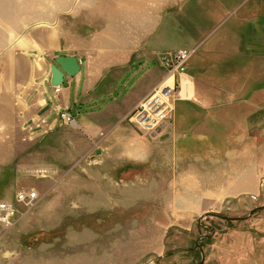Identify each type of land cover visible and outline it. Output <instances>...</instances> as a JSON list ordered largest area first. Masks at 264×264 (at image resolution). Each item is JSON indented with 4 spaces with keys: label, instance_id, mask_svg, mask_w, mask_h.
Wrapping results in <instances>:
<instances>
[{
    "label": "rangeland",
    "instance_id": "rangeland-1",
    "mask_svg": "<svg viewBox=\"0 0 264 264\" xmlns=\"http://www.w3.org/2000/svg\"><path fill=\"white\" fill-rule=\"evenodd\" d=\"M178 1L179 8H168L163 16L168 0H0V99L14 102L8 100L12 92L5 78L16 72L24 80L20 98L28 106V112L0 107L8 124L7 140L0 142V204L13 202L23 190L36 189L40 196L33 207H18L11 226L0 224V264H201L202 252L195 249L199 239L203 264H264V82L258 92L262 98L249 108L247 147L241 148L247 153L242 173L252 178L250 185L254 173L259 176V190L247 195L237 189L241 180L233 174L231 185L219 188L226 189L223 198L198 196V182L214 185L219 180L194 178L198 163L192 156L199 154L207 163L214 149L194 147L190 156L176 158L170 147L173 133L141 131L129 114L125 124L134 137L110 134L105 147L79 122L75 127L63 124L58 112L40 120L43 127L30 117L32 98L45 95L37 88L51 85V65L61 53L81 54L96 71L112 52L118 53L111 54L113 63L131 52L130 68L143 60L142 49H151L160 63L163 56L188 50L193 52L188 71L196 53L191 40L212 32L207 43L214 50L244 56L237 43L245 24L230 12L245 0H219L227 13L217 26L209 20L214 0ZM145 4L146 11L140 7ZM161 18L168 23L163 30ZM143 25L148 33H137ZM127 43L128 51L117 50ZM116 75L120 73L112 68L103 81L112 83ZM227 75L214 77L216 85L228 81L229 90L238 89V71ZM51 87L54 98L59 93ZM224 102L214 99L210 104ZM44 105L57 110L48 101ZM174 120L175 111L169 123ZM144 143L152 144L150 152L145 153ZM215 151L221 160L225 148ZM257 155L259 162L252 163ZM41 171L48 177L39 178Z\"/></svg>",
    "mask_w": 264,
    "mask_h": 264
},
{
    "label": "crops",
    "instance_id": "crops-1",
    "mask_svg": "<svg viewBox=\"0 0 264 264\" xmlns=\"http://www.w3.org/2000/svg\"><path fill=\"white\" fill-rule=\"evenodd\" d=\"M216 1L218 2V7L220 6L219 9L215 6ZM178 2V0L175 4L169 0L165 2L163 16L164 14L167 16L166 9L179 8ZM208 6L212 7L210 3ZM140 7L144 11L148 10L146 4L144 7ZM225 13L227 11L223 8L222 2L220 1L219 3V0H214V6L209 13L210 22H215L216 26L219 25L226 16ZM144 14L143 20H145V15L150 16V14ZM230 14L235 19L238 18L240 20L241 26H243V23L245 24V27L241 29L240 40L237 43L241 45V49L245 53L244 56H236L222 50H214L213 44L207 43L208 39L214 36L210 37L212 32L209 31L215 25L208 29L207 38L191 40L196 53L190 62L189 70L180 81L181 92L180 98L176 103L175 120L172 123H167L158 131L161 133L160 135L166 136L171 133L175 135L173 141H170V143L173 142L170 147L174 146L176 158L190 156L189 153L192 152L194 147L214 149L208 154L211 158L208 159L207 163H205L204 158L202 159L199 154V157L191 155L196 159L193 163H198L196 167L197 172H194V178L198 180L210 178L219 180L214 185H207L202 182H198L196 185L198 196L207 195L206 197L211 198H214L212 196L223 198V195L227 193L226 189L223 192L219 188H224L226 183L228 186L229 184L231 185L230 179L233 174L237 175L236 177H239V180H241L237 188L241 194L247 195L259 190L258 173L255 172L253 175L254 186L250 185L252 178L248 177L245 172L242 173V162L247 158V153L241 148L247 147L246 141L248 140L250 131L249 108L253 105L252 101L254 99H261L263 95V93L259 94L258 92L263 90L261 85L264 82V59H262L264 56V0H245L235 7ZM162 22L163 19L161 18L159 27L163 30L164 26L168 23L163 22L162 24ZM178 25L181 26L179 23ZM179 26L178 29L180 28ZM144 28V25L142 28H138L137 33H141L142 30H144V33H148ZM183 29L184 36H189L190 34L185 30L186 28ZM132 30V34H134L136 30ZM207 44L209 45L206 47ZM129 46H131L130 43L121 44L117 46V50L123 52L127 49L128 51L130 49ZM142 52L143 60L137 61L138 64L136 63L133 67L130 66V68H128V64L132 59L131 52H128L129 55L127 58L125 57L126 59L122 61L118 60L119 62L116 63L110 61V56L111 54L118 53L112 52L106 56V62L108 63L100 64L99 68H96V71L94 70L95 72L91 63L81 54H59L58 56L77 57L82 69L73 78L65 77L61 92L54 96V98H50L53 94V88L50 83L47 86L38 87L37 90H44L45 95L38 93L37 97L34 96L32 98L30 117L33 118L32 120H37L38 127H43L42 124L39 126L40 120L43 118L52 119L54 111L55 113L58 112L56 115L61 111H70L76 117L81 128L86 132L92 133L93 136H99V140L102 139L100 144L103 147H105V141L110 134L128 133L130 135L128 138L131 139L134 135L132 136L131 130L125 124L126 116L155 86L162 83L166 76V72L158 57H152V50L145 49L144 51L142 49ZM104 56L101 58L105 59ZM240 58H244V60ZM248 58L250 60H245ZM241 61L245 63V66H242ZM112 68L119 72L120 76H114L113 80L115 79V81L112 83H105L103 79H106L111 74ZM125 69L128 70L125 71ZM231 69H233V72L238 71L239 77L242 80L239 88L229 90L227 84L230 82L224 80L222 87L217 86L216 84L218 83H216L214 77H226L228 76L227 72L231 71ZM221 73L222 75L217 76V74ZM12 74L16 75L7 76L5 79H10V81H7L9 83L6 84L10 85L12 92L8 100L14 99V102L8 104V102L0 99V107L2 106L6 109L9 105L17 106L20 110L28 112L25 99L22 101L20 98V92L24 90V80L20 78L18 73L14 72ZM66 82L68 85L65 86ZM220 85L222 84L220 83ZM214 99H224L225 102L222 104L214 103L216 105L210 104ZM51 100L52 102H50ZM47 101L51 108L54 106L57 110H47V106L45 107L44 105ZM254 106L255 108L257 107V105ZM78 109L85 111L78 114L75 111H78ZM93 109L94 112H90ZM0 132L4 133L3 139H0V142L2 140L5 142L7 140L8 124L2 115H0ZM188 137L191 139L185 140ZM179 138L184 139L180 141ZM166 143L169 144L168 142ZM231 145L233 146L231 147ZM219 146L224 147L225 151L223 158L217 161L216 159L219 155L216 154L215 148ZM235 146L238 148L236 151H233ZM142 148L145 149V153L146 149L150 152L152 144L148 143L147 145L144 143ZM259 159L260 156L258 155L251 157L252 163L256 164L259 162ZM209 163H212L211 166L208 165Z\"/></svg>",
    "mask_w": 264,
    "mask_h": 264
},
{
    "label": "built area",
    "instance_id": "built-area-1",
    "mask_svg": "<svg viewBox=\"0 0 264 264\" xmlns=\"http://www.w3.org/2000/svg\"><path fill=\"white\" fill-rule=\"evenodd\" d=\"M193 54L192 51L181 50L169 56L160 58L162 66L166 70L165 80L157 85L149 95L144 97L129 113L130 119L136 127L144 132H158L172 120L176 100L180 95V81L187 71V65ZM172 79V83H169ZM55 92L60 93L61 88L55 87ZM59 119L63 124L75 126L76 119L70 111L59 113ZM44 172V171H43ZM39 178H47V173L38 172ZM40 196L36 189H28L18 192L13 202L5 201L0 204V224L11 226L19 206L33 207Z\"/></svg>",
    "mask_w": 264,
    "mask_h": 264
},
{
    "label": "water",
    "instance_id": "water-1",
    "mask_svg": "<svg viewBox=\"0 0 264 264\" xmlns=\"http://www.w3.org/2000/svg\"><path fill=\"white\" fill-rule=\"evenodd\" d=\"M81 69V63L79 62L77 57L64 55L58 56L55 59V64L51 65V85L53 87H61L65 82V77L73 78L80 73ZM206 237L211 238L212 236L210 235ZM200 240L201 239H199L196 243V249L198 248L202 252L201 264H203L205 261V257L203 254V249H201L199 245Z\"/></svg>",
    "mask_w": 264,
    "mask_h": 264
},
{
    "label": "flooded vegetation",
    "instance_id": "flooded-vegetation-1",
    "mask_svg": "<svg viewBox=\"0 0 264 264\" xmlns=\"http://www.w3.org/2000/svg\"><path fill=\"white\" fill-rule=\"evenodd\" d=\"M254 212H255V211H252V212H251V216L254 214ZM211 236L213 237V235H211ZM205 238H206V239H210V238H207V237H205ZM195 249H196V248H195ZM197 249H198V248H197ZM199 250H200V249H199Z\"/></svg>",
    "mask_w": 264,
    "mask_h": 264
},
{
    "label": "bare ground",
    "instance_id": "bare-ground-1",
    "mask_svg": "<svg viewBox=\"0 0 264 264\" xmlns=\"http://www.w3.org/2000/svg\"><path fill=\"white\" fill-rule=\"evenodd\" d=\"M172 82H173V81H172V79H171L169 83H172ZM76 121H77V120H76ZM76 125H77V122H76ZM76 125H75V126H76ZM75 126H72V127H75Z\"/></svg>",
    "mask_w": 264,
    "mask_h": 264
}]
</instances>
